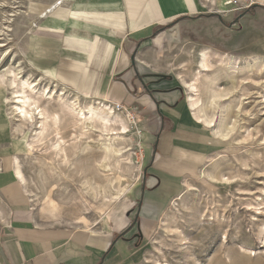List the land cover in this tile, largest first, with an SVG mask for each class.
Here are the masks:
<instances>
[{
    "label": "crops",
    "instance_id": "1",
    "mask_svg": "<svg viewBox=\"0 0 264 264\" xmlns=\"http://www.w3.org/2000/svg\"><path fill=\"white\" fill-rule=\"evenodd\" d=\"M216 1V5L206 0L24 1L22 10L26 7L29 16L20 17L23 25L16 37L25 73L45 75L72 92L101 98L135 115L142 148L148 160L153 159L147 187H153L156 179L161 183L145 193L154 213L165 196L179 191L180 176L221 147L215 130L194 115L188 89L164 66L167 49L182 39L180 27L197 26L199 35L217 38L232 51L264 48V0H242L252 3L247 10L238 9L237 0ZM9 99L4 81L0 83V200L8 226L0 238V264L137 261L134 242L120 237L130 223L123 216L107 218L96 229L95 225L51 227L37 221L29 193L13 174L12 160L29 158L32 150L29 139L22 141L28 132L25 125H12ZM13 132L19 137L14 138Z\"/></svg>",
    "mask_w": 264,
    "mask_h": 264
},
{
    "label": "rangeland",
    "instance_id": "2",
    "mask_svg": "<svg viewBox=\"0 0 264 264\" xmlns=\"http://www.w3.org/2000/svg\"><path fill=\"white\" fill-rule=\"evenodd\" d=\"M232 1L236 2H230ZM237 2L235 4L238 9L251 8L246 7L249 2ZM9 8L7 10L12 9ZM22 16H29V13L14 17L12 23L15 29L11 33L13 40L5 45L17 48L20 55L16 32L23 25L20 19ZM180 31L182 39L175 41L167 49L168 56L164 66L187 83L195 81L201 70V55L205 52L217 59L233 57L251 61L254 57L264 58V48H255L253 52L232 51L220 44L217 38L214 40L213 37L199 35L197 26L184 25L180 27ZM222 34L224 36L225 31ZM4 47H0L1 53ZM219 68L214 63L210 74L207 73L203 82L200 81L201 85L199 84V94L204 97L202 99L206 115L214 118L218 128L221 127L222 120L225 124L236 127L235 135L231 134L228 140L217 138L221 147L211 157L223 156L216 163L217 166L209 165L210 158L199 162L192 171L184 173L176 184L178 187L181 182L179 191L173 196H165L160 201V209L154 213L153 202L145 198L147 191H154L161 186L160 180L156 179L153 187H147L146 182L152 177L150 171L153 159L149 161L142 148L140 134L135 128V115L112 105L131 129L125 136V141L115 143L114 147L123 149L121 161L129 158L134 167L118 162L113 153L104 157L103 148L97 144L90 150L89 156L77 155L74 158L70 173L62 166L66 176H54L47 165L48 161L58 164L50 150V138L36 144L35 150L29 153L31 156H21V161L31 189L36 193L35 197H31V202L37 221L51 227L90 229V225H95L96 229L97 224L107 218L123 216L130 223L120 237L134 242L132 249L139 254L137 261L126 264H264V87H256L254 82L264 79V74L255 76L253 72L246 71L233 85ZM25 71L28 72L27 69ZM4 81L8 85L7 75L0 73V83ZM243 81L248 84L243 85ZM211 88L213 91H226L233 98L229 102H219L218 106H208L213 92ZM187 92L189 93L188 90ZM245 97L247 99L243 100ZM45 105L51 111L62 107L58 102ZM70 123L66 118L62 124L61 132L65 139L69 138ZM27 139L28 132L22 141ZM105 162L112 167L113 174L110 173V177L105 180L107 193L103 197L98 194L94 198L85 190V177L92 178L91 183L96 188L94 182L102 178L100 165ZM203 171L210 173L216 180L203 177ZM220 179L225 180L218 184ZM113 186L116 193L111 192L114 191ZM186 186L191 191L182 200L176 201L175 198ZM6 220L5 207L0 200V238L8 226Z\"/></svg>",
    "mask_w": 264,
    "mask_h": 264
},
{
    "label": "bare ground",
    "instance_id": "3",
    "mask_svg": "<svg viewBox=\"0 0 264 264\" xmlns=\"http://www.w3.org/2000/svg\"><path fill=\"white\" fill-rule=\"evenodd\" d=\"M14 1L15 0H0V47H4L7 42L13 40L11 33L15 29L12 23L14 17L28 14V9L26 7L22 10L25 0H17V2ZM206 1L212 4L217 2L216 0ZM8 8L12 9L7 10ZM19 55V50L17 48L14 49L12 45L5 46L4 50L0 54V73L7 75L8 86L11 91V98L8 103V111L10 113L9 116L11 117L12 125H16V123L25 125L26 130L28 131L29 145L32 151L35 150L36 144L42 143L46 141L47 138H50V150L58 162V164L49 161L47 162L48 167L51 169V173H53L54 176H66L67 174L63 170L62 166H65L64 169H67L70 173V171L73 170L74 158L77 155L89 156L90 150L97 144L103 148L102 153L104 157H108V154L113 153L116 160L120 162L124 152L123 149L114 147L115 143L119 144L122 142V140L125 139V136L131 131L129 123L124 119L121 113L110 105V103L100 100L101 98L94 99L92 97H85L79 93L72 92L65 86L59 85L57 81L45 75H38L35 77L32 74L25 73L23 67L24 60L22 57H19ZM18 57V64L17 62L14 63ZM201 58L200 66L198 65L201 67V70L198 71L195 81L193 83L182 81V83L189 91V102L196 118L201 124H206L213 128L216 132L217 138L220 137L222 141H225L228 140L231 134H234L236 127L234 125L229 126L222 120L223 123L220 122L221 127L219 126L220 128H218L214 118H209L206 115L202 99L204 97H201L199 94V86L201 85L200 81L204 76H207V73L210 74L209 72L212 71L214 63L218 64V67H220L219 69L225 73L226 78L228 77L233 85L237 83L235 82L237 79H241L242 73H245L246 71L253 72L254 75L256 74L255 76H262V74H264V58L261 56L254 57L251 61H241L233 57H220V59H217L211 57V54L208 52L203 53ZM254 82H256V87H264V79L254 80ZM247 84L248 82L245 81L243 85ZM231 87L228 86V88ZM212 88L211 91H213ZM231 98H233V96H229V93H226V91H213L210 94V100L207 99L209 100L207 104L211 107L218 106L219 102H226ZM246 99V97L243 98V100ZM51 102H58L62 107L57 111H51L45 105L46 103ZM205 106L207 107V105ZM218 112H220L219 109ZM66 118L71 122V131L68 139H65L61 132L62 124ZM14 134V138L19 137L18 133ZM19 148L23 149L21 146H19ZM221 157L223 158V156ZM221 157L211 158L209 165H216ZM121 162H124L126 165L133 166V163L132 161H129V158L126 161ZM12 169L14 177L19 180L26 192L29 193V196L35 197L36 193L31 189L30 183L23 173L22 164L19 159L15 158L14 161L12 160ZM112 172L113 170L110 165L106 162L102 163L100 165L102 178L99 181H97V179L95 180L94 186H96V188H93V184L91 183L93 179L88 176L85 177V190H87L88 194L94 198H97L98 194H100V196L106 194L107 189L105 180L110 177V173ZM203 177L216 180L207 171H203ZM220 180L217 181L218 184H221L222 181L224 182L225 179H222L221 182ZM113 189L114 191L112 190L111 192L116 193L114 186ZM190 191L191 189L189 186H186V189L177 195L175 198L176 201L182 200Z\"/></svg>",
    "mask_w": 264,
    "mask_h": 264
},
{
    "label": "built area",
    "instance_id": "4",
    "mask_svg": "<svg viewBox=\"0 0 264 264\" xmlns=\"http://www.w3.org/2000/svg\"><path fill=\"white\" fill-rule=\"evenodd\" d=\"M252 6V3H249V4H247V8H249V7H251Z\"/></svg>",
    "mask_w": 264,
    "mask_h": 264
},
{
    "label": "water",
    "instance_id": "5",
    "mask_svg": "<svg viewBox=\"0 0 264 264\" xmlns=\"http://www.w3.org/2000/svg\"><path fill=\"white\" fill-rule=\"evenodd\" d=\"M1 49H3V48H1Z\"/></svg>",
    "mask_w": 264,
    "mask_h": 264
}]
</instances>
